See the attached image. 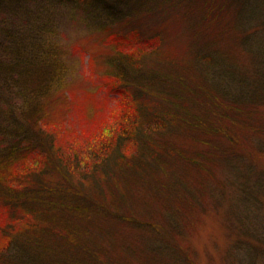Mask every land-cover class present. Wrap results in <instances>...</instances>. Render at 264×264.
<instances>
[{
	"label": "trees",
	"instance_id": "1",
	"mask_svg": "<svg viewBox=\"0 0 264 264\" xmlns=\"http://www.w3.org/2000/svg\"><path fill=\"white\" fill-rule=\"evenodd\" d=\"M28 1L36 0H0V7L7 9V17L0 21V92L7 93L9 105L24 115L35 133L30 139L18 124L28 141L11 143L5 154L9 159L0 157V164L7 167L23 155L29 157L19 174L0 177V212L7 203L10 213L0 219V264H132L126 255L128 244L112 221L122 219L116 210L119 203L127 204V209L136 207V200L131 201L135 186L142 193L153 191L160 172L171 170L178 161L182 173L171 175L169 187L179 188L177 199L182 200L194 175L205 180L222 165L240 173L234 163L241 153L240 137L259 138L258 133H264V120L259 118L264 108V79L250 72L249 66L241 69L235 53L240 47L243 55L254 57V43L248 44L245 36L236 37L233 46L226 45L217 53L215 63L211 53L202 49L205 46L198 45L179 60L177 75L166 74L165 79L161 74L166 84L161 83L159 91L156 76L160 73L145 71L143 66L151 59L153 37L123 38L107 30L106 44L114 53L106 59L110 69L103 77L105 94L100 100L104 111L98 115L103 118L96 125L100 129L91 134L88 149L68 157L65 146L56 145L55 136L43 132L47 127L41 126L40 117L41 101L48 97L52 82L56 87L63 83L60 61L54 60L49 70L45 64L41 69L34 67L33 55L46 63L47 49L51 53L46 40L41 35L37 41L35 37L29 40L22 28H8L17 23L9 16L17 17L23 8L28 14ZM37 1L39 8L48 7L43 5L46 0ZM99 2L93 7L105 12L100 17L113 20L116 0ZM230 32L226 28L219 36ZM199 37L195 32L194 38ZM89 52L88 62H92ZM14 98L22 102V108H16ZM75 106L80 109L79 102ZM90 106L97 107L95 103ZM15 115L9 109L8 120L15 121ZM40 138L43 145L37 141ZM79 147L76 144L74 150ZM54 172L59 174L56 180ZM11 179L18 188L11 186ZM101 217L107 221L102 229L96 223ZM89 227L107 235L111 250H104L101 237L94 239Z\"/></svg>",
	"mask_w": 264,
	"mask_h": 264
},
{
	"label": "rangeland",
	"instance_id": "2",
	"mask_svg": "<svg viewBox=\"0 0 264 264\" xmlns=\"http://www.w3.org/2000/svg\"><path fill=\"white\" fill-rule=\"evenodd\" d=\"M99 1L46 0L43 5L48 7L41 6L42 9L37 0L28 1L29 17L23 8L17 17L9 16L10 20L17 21L16 25L7 26L22 28L19 30L24 31L29 40L35 37L37 41L40 35L46 40L51 53L47 49L46 63L33 55L34 67L41 69L45 64L49 70L54 60L60 61L57 65L61 67L63 83L56 87L52 82L48 97L41 101L40 117L41 126L45 123L47 127L43 132L54 135L55 144L65 146L68 157L88 149L91 134L100 129L96 125L103 118L98 116L104 111L100 100L105 94L103 77L110 69L106 59L108 53H114L106 44L107 30L123 38L128 35L135 39L153 37L155 47L151 59L143 66L145 71L160 73L156 76L158 89L162 88L161 83L166 84L161 74L165 79L166 74L177 75L175 69L179 60L198 45L205 46L202 49L211 53L215 60L212 63H215L219 61L222 48L233 46L234 39L243 36L248 44L254 43L256 54L247 57L239 47L235 51L238 66H242L241 69L249 66L250 72H258L264 79V0H116L113 20L108 16L100 17L105 12L93 7ZM4 10L5 7H0V21L7 17V9ZM226 28H230V34L220 37V32ZM195 32L199 33L198 39L194 38ZM88 52L93 54L92 62H88ZM14 99L16 108H22V102ZM8 100L7 93L0 92V157L5 159H9L5 154L8 155L6 148L11 143L28 141L24 140L18 124L31 135L30 139L35 136L32 127L23 120L24 115L10 106ZM76 102L80 109L75 106ZM90 103H95L96 109L91 108ZM9 109L15 112V121L8 120ZM259 118L264 120V108ZM258 134L259 138L240 137L241 153L234 162L240 173L222 165L214 176L205 180L194 175L188 180L192 186L182 200L177 199L179 188L169 187L171 175L182 173V163L178 161L171 165V170L165 168L160 172L153 191L142 193L135 186V198L131 201L136 200V207L132 205L127 209V204L119 203L116 210L122 219L107 217L113 220L115 231L128 244V260L132 264H264V133ZM37 141L43 145L42 138ZM76 144L80 145L78 150H74ZM41 153L37 156L42 157ZM27 158L23 155L10 167L1 163L0 177L19 174L28 164ZM40 165H44L43 162ZM58 178L59 174L54 172L52 179ZM13 179L8 182L18 188ZM27 196L32 198V195ZM7 206L5 203L1 207L0 219H7L10 214ZM100 219L96 223L97 228L102 229L107 221L104 217ZM97 228L89 227V234L94 239L99 235L104 250H111L107 235Z\"/></svg>",
	"mask_w": 264,
	"mask_h": 264
}]
</instances>
